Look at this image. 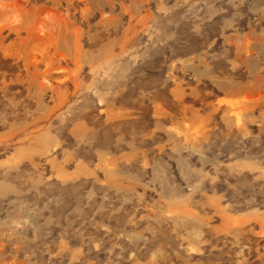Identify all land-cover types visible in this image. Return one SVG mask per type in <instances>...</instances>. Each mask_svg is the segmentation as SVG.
Here are the masks:
<instances>
[{
	"label": "rangeland",
	"instance_id": "374dc122",
	"mask_svg": "<svg viewBox=\"0 0 264 264\" xmlns=\"http://www.w3.org/2000/svg\"><path fill=\"white\" fill-rule=\"evenodd\" d=\"M16 1L0 264H264V0Z\"/></svg>",
	"mask_w": 264,
	"mask_h": 264
},
{
	"label": "bare ground",
	"instance_id": "6f19581e",
	"mask_svg": "<svg viewBox=\"0 0 264 264\" xmlns=\"http://www.w3.org/2000/svg\"><path fill=\"white\" fill-rule=\"evenodd\" d=\"M15 3H18V2L15 0ZM17 5H18V4H17ZM19 5H20V4H19ZM19 5H18V7H20ZM0 6H1V5H0ZM3 6H5V5H2V7H3ZM2 7H0V9H1ZM11 8H12V7H11ZM15 8H16V7H15ZM2 13H3V11H2ZM33 13H34V12H33ZM35 15H36V14H35ZM35 15H33V16H35ZM2 16H3V15H2ZM36 16H37V15H36ZM36 16H35V17H36ZM35 17H34V18H35ZM6 18H7V17H6ZM30 19H31V17H30ZM0 20H1V19H0ZM33 20H34V19H33ZM1 21H3V18H2ZM1 21H0V22H1ZM5 21H6V20H5ZM27 21H28V20H27ZM40 22H41V20H40ZM3 23H4V21H3L1 24H3ZM58 23H59V22H58ZM1 24H0V25H1ZM11 24H12V23H11ZM11 24H10V25H11ZM32 24H33V23H32ZM37 24H38V23H37ZM53 24H54V23H53ZM3 25H4V24H3ZM1 26H2V25H1ZM22 26H23V23H22ZM31 26H32V25H31ZM33 26H34V24H33ZM33 26H32V27H33ZM35 26H36V25H35ZM40 26H41V25H40ZM40 26H39V27H40ZM11 27H12V26H11ZM15 27H16V26H15ZM0 28H1V27H0ZM2 28H4V27L2 26ZM36 28H38V26H36ZM57 28H58V26H57ZM59 28H60V27H59ZM59 28H58V29H59ZM4 29H5V28H4ZM10 29H11V28H10ZM12 29H13V28H12ZM25 29H27V27H26ZM28 29H29V28H28ZM28 29H27V30H28ZM51 29H52V28H51ZM53 29L55 30V28H53ZM58 29H57V30H58ZM19 30H20V29H19ZM57 30H56V33H57ZM0 31H1V30H0ZM17 31H18V30H17ZM20 31H21V30H20ZM44 31H45V30H44ZM44 31H43L42 33H44ZM50 31H51V30H50ZM16 33H17V32H16ZM18 33H19V32H18ZM36 33H37V32H36ZM51 33H52V32H51ZM54 33H55V31H54ZM59 33H60V32H59ZM52 34H53V33H52ZM60 34H61V33H60ZM31 35H32V34H31ZM36 35H37V34H36ZM43 35L45 36V33H44ZM47 35H48V34H47ZM24 36H25V35H24ZM29 36H30V35H29ZM48 36H50V35H48ZM48 36H47V37H48ZM54 36H55V35H54ZM57 36H58V35H57ZM57 36H56V37H57ZM20 37H21V36H20ZM31 37H32V36H31ZM33 37H34V36H33ZM37 37H38V35H37L35 38H37ZM56 37H55V38H56ZM60 38H61V36H60ZM23 39H25V38H23ZM26 39H27V37H26ZM26 39H25V40H26ZM49 39H50V37H49ZM57 39H58V38H56V41H59V40H57ZM61 39H62V38H61ZM25 40H24V41H25ZM39 40H40V39H39ZM34 42H35V41H34ZM36 42H37V41H36ZM52 42H53V40H52ZM61 42H62V41H61ZM54 44H55V43H54ZM62 44H63V43H62ZM56 45H57V43H56ZM64 45H65V44H64ZM32 46H34V45H32ZM43 46H44V45H43ZM54 47H55V46H53V49H55ZM56 47H57V46H56ZM32 48H33V47H32ZM58 48H59V46H58ZM34 49H35V48H34ZM62 50H63V49H62ZM62 50H61V52H62ZM32 51H33V50H32ZM32 51H30V52H32ZM61 52L59 51V53H61ZM63 52H64V51H63ZM63 52H62V53H63ZM67 52H68V51H67ZM25 53H26V52H25ZM74 53H76V52H74ZM31 54H32V53H31ZM64 54H66V53L64 52ZM33 55H34V53H33ZM52 55H53V54H52ZM59 56H60V55H59ZM62 56H63V58L66 57V56L64 57V55H62ZM27 58H28V57H27ZM32 58H33V56H32ZM49 58H50V57H49ZM51 58H52V57H51ZM75 58H76V56H75ZM56 59H57V58H56ZM51 60H52V59H51ZM57 60H58V59H57ZM47 61H48V60H47ZM28 62H30L29 59H28ZM36 62H37V61H36ZM47 63H49V61H48ZM32 65H33V64H32ZM35 65H36V64H35ZM52 65H53V63H52ZM52 65H49V66H52ZM36 67H37V65H36ZM47 68H48V67H47ZM47 68H46V70H47ZM38 70L40 71V70H42V69H38ZM50 70H52V69H50ZM35 71H37L36 68H35ZM44 71H45V70H44ZM44 71H43V72H44ZM47 71H49V70H47ZM47 71H46V72H47ZM39 73H40V72H39ZM41 73H42V72H41ZM37 74H38V73H37ZM50 74H51V72H50ZM50 74H49V75H50ZM38 75H39V74H38ZM45 75H46V73H45ZM45 75H44V76H45ZM47 75H48V74H47ZM39 76L42 77L41 74H40ZM44 76H43L42 78H44ZM39 80H40V79H39ZM44 80H46V79H44ZM44 80H41V81H44ZM44 82H45V81H44ZM41 83H42V82H41ZM43 84H44V83H43ZM257 219H258V216H257ZM258 222H259V225H260V226L263 228V230H264V220L260 218V219L258 220ZM259 229H260V228H259ZM261 230H262V229H261ZM259 231H260V230H259ZM261 232H263V231H261Z\"/></svg>",
	"mask_w": 264,
	"mask_h": 264
}]
</instances>
